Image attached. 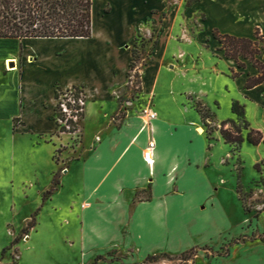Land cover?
I'll list each match as a JSON object with an SVG mask.
<instances>
[{"label": "crops", "instance_id": "0c3cea01", "mask_svg": "<svg viewBox=\"0 0 264 264\" xmlns=\"http://www.w3.org/2000/svg\"><path fill=\"white\" fill-rule=\"evenodd\" d=\"M215 33L250 39L260 36L264 40V0H194L188 4L186 0H92L88 37L0 38V121L9 123L11 136L5 171L15 174L26 167L24 158L28 154L37 155L47 147L55 161L53 154L66 139L57 133L55 86H76L84 92L86 100L79 124L82 156L68 162L47 198L43 194L51 185L42 192V205L54 193L64 192L67 197L59 224L64 234L62 242L69 253L73 254L77 245L81 252H89L83 262L98 248L114 244L115 248L134 244L144 258L156 250L181 254L217 239L221 230L228 229L230 222L225 211H221V218L226 227L218 230L210 221L201 224L190 221L188 216V208L203 209L200 203L216 193L206 175L209 161L205 157L194 159L188 145L170 143L177 128L169 125L159 110L153 108L156 118L151 121L152 130L134 110L141 108L150 96L154 98L161 71L181 72L187 68L188 60L196 64L208 52L210 71H216L215 77H223L230 108L232 100L240 102L249 127L263 132L264 81L246 87L247 78L257 75L256 67L246 60L244 67H238L235 59L224 55ZM139 36L151 41L145 62L140 58L137 63L141 64V96L137 99L140 105H127L120 115L119 107L129 95L126 79ZM257 57L264 63V50ZM6 60H11L13 69L6 68ZM249 108L255 115L260 113L261 124L249 121ZM231 111L232 117L218 120H235L239 115L232 108ZM190 127L197 133L195 126ZM25 134L38 135L43 147L15 146ZM199 135L206 134L202 131ZM96 136L99 140H95ZM215 136L224 142L219 131ZM149 139L155 142L151 166L143 159ZM244 140L247 141L246 135ZM50 143L52 147L48 146ZM262 144L263 141L254 146L259 148ZM80 162L83 172L77 184L73 181L74 169ZM57 168L58 163L51 173ZM195 177L199 185L193 182ZM173 181L177 188L171 192ZM147 184L151 189L149 198L132 201L126 196L125 191L132 187L137 191ZM181 200L187 202V208L172 210ZM53 211L58 208L54 206ZM208 229L212 231L207 232ZM195 230L207 232L202 242L178 245L179 237L191 238ZM231 254L239 258L235 264H264V241L239 243L231 248L227 258L215 256L190 264H226ZM98 255L103 257L98 253L94 258ZM53 260L59 261L55 257Z\"/></svg>", "mask_w": 264, "mask_h": 264}, {"label": "rangeland", "instance_id": "374dc122", "mask_svg": "<svg viewBox=\"0 0 264 264\" xmlns=\"http://www.w3.org/2000/svg\"><path fill=\"white\" fill-rule=\"evenodd\" d=\"M137 43V48L134 50L135 65L140 58H144L142 61L145 62L151 49V41L145 40L144 37L139 36ZM210 66L211 58L208 52H204L196 64L188 60L187 68L181 72L161 71L158 81L160 86H157L159 90L155 92L154 98L151 96L149 98L150 100L152 98L153 108L161 112L163 119L169 125H173V128H177L176 135L170 139V143L181 147L188 145V152L194 159L199 161L205 157L209 161L206 175L216 193L210 198L211 200L200 203V206H204L203 209H194L192 206H190L192 209L188 208L190 221H198L201 224L210 221L215 226L214 230L225 229L226 224L221 218V211H225L230 222L227 230H221L217 239L203 246H195L182 254L162 253V250H156L151 251L150 255L159 256L147 259L144 258L145 255L139 254V249L134 244L117 248L114 244L110 248L106 246L98 248L83 262L89 252H81L80 246L77 245L76 251L73 254L69 253L71 251H67L62 242L64 234L62 230L60 232L59 224H62L64 214L62 208L67 202L64 192L54 193L55 196L42 205V192L50 187L52 177L58 170L57 168L53 174L51 173L55 164L58 163L60 167L58 175H61L68 162L82 156L80 132L75 135L57 131L59 136H65L66 139L60 144L59 151L54 152L55 161L51 159L47 147L41 149L37 155L28 154L24 158L26 167L12 174L4 169L9 162L8 147L11 145L9 123L0 121V264H9L11 261L18 264L31 262L89 264L98 253L103 255V259L99 260L98 264H190L215 256V258L217 256L227 258L231 248L239 243L264 241V141L261 147L256 148L244 140L240 147L234 149L215 136L221 122L218 119L232 117L233 104L238 107V112L242 110V106L240 102L232 100L230 108V96L224 91L223 77H215L216 71L213 69L210 71ZM140 69L141 64L135 70V75L139 79ZM170 86L173 91L169 92ZM142 90H144L143 86ZM140 96L141 93H134L130 104L132 108L140 105L138 102ZM126 107L127 104L123 103V109ZM134 110L140 114V108L135 107ZM247 117L253 124H261L263 121L260 113L255 115L251 108L247 109ZM232 121L241 128V135L244 137L248 129L243 128V116L239 115ZM191 125L195 126L198 134L193 132ZM229 126V123L224 125V127ZM202 131L206 135H199ZM95 140H99L98 136ZM15 146L38 149L37 147H43V143L38 135L25 134L16 141ZM48 146L53 145L50 143ZM261 155L263 157L256 162ZM82 172L83 165L80 162L74 169L73 181L77 184L81 180ZM66 179L70 181L69 178ZM66 179L65 183H68ZM198 180L197 177L193 179L195 185H199ZM176 188V182L173 181L170 191L173 192ZM125 194L132 201L145 200L151 195L150 185L147 184L137 191L132 187L130 191H125ZM186 204L185 200H181L176 203L177 207L171 209L181 210L187 208ZM54 206L58 211H53ZM24 229H27L26 232ZM122 230L125 233L124 227ZM210 231L212 230L208 229L207 232ZM207 232L204 231L202 234L199 230H195L191 238L179 237L178 245L187 246L190 242L199 244ZM14 238H16L15 242H13ZM53 257L59 261H54ZM230 257L226 264H235L239 259L234 258L232 254Z\"/></svg>", "mask_w": 264, "mask_h": 264}, {"label": "trees", "instance_id": "16d2710c", "mask_svg": "<svg viewBox=\"0 0 264 264\" xmlns=\"http://www.w3.org/2000/svg\"><path fill=\"white\" fill-rule=\"evenodd\" d=\"M192 1L194 0H186V3ZM91 5L92 0H0V38L88 37L91 34ZM215 37L221 43L220 49L224 50V55L235 59L238 67H244L245 60L256 67L257 75L247 78L246 87H252L264 81V63L257 57L261 49H264V40L260 36L250 39L215 33ZM134 61L133 51L130 66H133ZM72 87L77 93L82 91L80 87ZM60 90L61 87L56 85L55 99L58 97ZM237 108L233 104V112L242 115V110L238 112ZM54 110L55 115H58L56 105ZM227 123L230 126L224 127ZM243 128L248 129L246 139L250 144L257 145L259 142L264 141V133L250 128L245 120ZM218 130L224 143L234 149L240 147L243 141L241 128L234 121H221ZM58 183V172H56L51 187L44 192L43 198L50 194ZM24 230L26 232L27 229ZM15 241L16 238L13 242ZM158 256L151 255L147 259H154ZM102 258L101 255H98L89 264H97V261ZM9 264L17 263L11 261Z\"/></svg>", "mask_w": 264, "mask_h": 264}, {"label": "built area", "instance_id": "2783aa9c", "mask_svg": "<svg viewBox=\"0 0 264 264\" xmlns=\"http://www.w3.org/2000/svg\"><path fill=\"white\" fill-rule=\"evenodd\" d=\"M134 62L133 66H130L129 68L126 79L129 95L123 103H126L127 105L131 104L134 93L138 94L141 90V77L139 79L135 75V70L138 69V65H135ZM85 100L86 98L83 90L77 93L72 86L65 88L61 87L59 95L55 99L58 115L56 114L54 117L58 131L70 132L78 135L77 133L79 132V123L83 116ZM122 110L123 105L119 107V113H121ZM140 115L144 119L145 125L152 130L151 121L156 118V111L153 109L150 99H148L147 102L140 108ZM154 146V140L149 139L143 151V159L149 166L153 163L152 150L154 149Z\"/></svg>", "mask_w": 264, "mask_h": 264}, {"label": "bare ground", "instance_id": "6f19581e", "mask_svg": "<svg viewBox=\"0 0 264 264\" xmlns=\"http://www.w3.org/2000/svg\"><path fill=\"white\" fill-rule=\"evenodd\" d=\"M11 60H6V68L7 69H13V67H11L10 65H9V62H10Z\"/></svg>", "mask_w": 264, "mask_h": 264}]
</instances>
